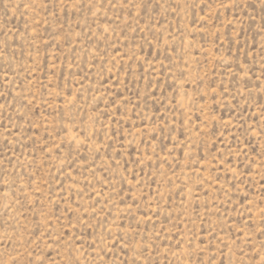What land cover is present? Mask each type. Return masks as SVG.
<instances>
[{
  "label": "rangeland",
  "instance_id": "374dc122",
  "mask_svg": "<svg viewBox=\"0 0 264 264\" xmlns=\"http://www.w3.org/2000/svg\"><path fill=\"white\" fill-rule=\"evenodd\" d=\"M0 264H264V0H0Z\"/></svg>",
  "mask_w": 264,
  "mask_h": 264
}]
</instances>
